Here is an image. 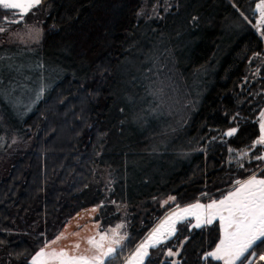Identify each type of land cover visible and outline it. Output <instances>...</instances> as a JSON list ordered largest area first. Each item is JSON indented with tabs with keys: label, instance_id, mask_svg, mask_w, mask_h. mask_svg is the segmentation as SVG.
<instances>
[{
	"label": "trees",
	"instance_id": "trees-1",
	"mask_svg": "<svg viewBox=\"0 0 264 264\" xmlns=\"http://www.w3.org/2000/svg\"><path fill=\"white\" fill-rule=\"evenodd\" d=\"M154 1L41 0L22 18L0 9V28L43 27L38 44L0 45V145L12 134L24 143L0 162V264H32L92 207L102 230L127 224L125 245L105 260L122 264L173 207L221 199L254 173L264 179L255 159L264 147H250L264 108L260 0H170L148 17ZM13 57L35 76L23 106L5 90ZM193 224L178 222L143 264H221L205 259L219 221Z\"/></svg>",
	"mask_w": 264,
	"mask_h": 264
},
{
	"label": "snow or ice",
	"instance_id": "snow-or-ice-1",
	"mask_svg": "<svg viewBox=\"0 0 264 264\" xmlns=\"http://www.w3.org/2000/svg\"><path fill=\"white\" fill-rule=\"evenodd\" d=\"M41 0H0V9L18 10L22 18L32 8L38 6ZM260 10L261 21L264 22V3L257 6ZM16 14V13H13ZM6 18V17H5ZM11 23H19L18 20H11ZM5 29L0 28V32ZM261 119L264 120V114ZM260 131L264 133V123H260ZM232 132L226 135H232ZM255 144L264 145V135L255 141ZM254 147V145L250 146ZM255 159L264 160V155L258 153ZM237 187L226 194L220 200H212L208 204L195 203L173 212L165 218L159 227L154 229L147 239L139 245L135 254L129 261H135L136 264H143V257L147 255L149 247H155L158 243L165 242V239L175 232L174 224L177 218L183 219L188 215L195 217L199 227L201 222L211 224L219 220V228L222 238L216 245L214 251H210L205 259L211 257L216 261H222L223 264H259L264 261V179H258L256 175L240 181H236ZM175 200V197H170ZM167 203V202H166ZM121 226H117L119 228ZM114 236L117 230L113 229ZM107 234L100 237V241L89 240L96 250L92 256L69 255L68 252H46L41 249L36 257L33 258V264H105V260L112 256L115 249L108 246L105 249L104 240ZM55 241H53L54 243ZM119 241L113 240V243ZM79 249V244L74 246ZM259 252V255L257 253ZM173 255L171 251L168 253Z\"/></svg>",
	"mask_w": 264,
	"mask_h": 264
},
{
	"label": "rangeland",
	"instance_id": "rangeland-1",
	"mask_svg": "<svg viewBox=\"0 0 264 264\" xmlns=\"http://www.w3.org/2000/svg\"><path fill=\"white\" fill-rule=\"evenodd\" d=\"M262 3H264V0H260L259 2H257V4L255 5V9H254L255 19H256V28L259 32L262 31V27L264 25V22L261 21L260 10L257 6L262 4ZM171 7H172V1H170V0H163V3L161 0H155L152 4V8L145 7L144 10H146L148 12V17H152L158 9L165 8V10H169ZM154 11H155V13H154ZM6 32H7V35L5 36L3 41H0V45H6V44L11 45V46H14L13 44H19V45H23V46L34 45V44H38L43 37V27H42L41 22H33L30 24H25L21 27H15V28L14 27L11 28V26H8ZM25 68H26L25 62L20 57H18L17 59H14V57H13L11 61L7 60V62L3 66V69H7L9 72L8 74H6L8 76H5L7 79L5 90L8 89L6 94H8V92H10L12 94L11 97L13 99V102L15 104H20V106L21 105L23 106V102L25 101V91L27 90V87H25V85H27L26 83H30L29 81H31V79L35 78L34 74L33 75L26 74L24 71ZM2 83H3L2 78H0V86L2 85ZM2 88H0V90ZM40 91L42 92V90H40ZM40 91L39 92L36 91L34 94H36V96H38ZM43 92H44V90H43ZM14 94L17 97H15ZM6 99H8V98H6ZM191 102H192L191 98L185 97L184 101H181L180 104H181V106L188 108L190 106ZM25 103H27V106H28V100ZM164 111H166L165 107H164ZM262 114H264V108L259 115L260 123H264V120L261 119ZM168 115H170V114H168ZM228 132H232L234 134L236 132V129H231V130L227 131L226 133H228ZM262 135H264V133L261 132L258 139H260V137ZM8 138H9L8 143L3 142L0 145V151L4 150L3 153L0 154V162H4V161L6 162L7 155L9 153H11L15 147L20 146L21 144H24V143H22V139L18 138L16 134H12ZM254 146L264 147V145L255 144V143H254ZM262 155H264V152ZM240 157L245 159L248 157V154L241 155ZM252 175H256V173H254ZM251 176H249L248 178H250ZM248 178H246V179H248ZM257 178L263 179L260 176H257ZM246 179H244V180H246ZM244 180H242V181H244ZM235 187H237L236 183H234L231 186L230 191H228L226 194L231 192ZM212 200L218 201L220 199H210V200L197 199L195 201L186 203L184 205H178V206L180 209H183V208L188 207L189 205H192L195 203H201V204L206 205V204L210 203ZM172 201L173 200H171L169 197L167 199H163L161 201V204L164 206V205H167L168 203H170ZM98 211H99L98 207H92V208L84 210V211L78 213L77 215H75L69 221V223L61 230V232L58 234V236L53 240L55 242L54 243H53V241L50 242L49 244H47L42 249H44L46 252H52V251L60 252L61 250H63V251L68 252L69 255H84V256L90 257V256L96 254V250H95L94 246L92 244H90L88 241L94 240L96 242H99L100 237L107 234L106 239L104 240V246H105V249H107L108 246L113 247L115 249V251L112 255H114L116 253V250L119 247H123L125 245L127 237L129 235L128 226L124 221H120L117 224H115V225H113V226H111L105 230H102V228L100 227V222L95 220V216L98 213ZM175 211H178L177 206H175L172 209H170L169 211H167L164 214V216L161 219H159V221L156 223L154 228L149 232V234L154 229L159 227L167 216H169L170 214H172ZM186 219H193L194 220L193 225H195L197 223L195 217L192 215H188V216H186V218H183V219L177 218L175 221V224H174L175 232H176V226H177L178 222L186 220ZM203 224H205V223L201 222V225H203ZM117 226H121V227L117 228ZM113 229L117 230V235H115V236H114L113 231H112ZM175 232H174V234H175ZM149 234L142 237L140 242H138L137 245L133 248V250L123 259L122 264H129V261L131 260V258L135 254L136 249L139 247V245L141 243H143L147 239ZM174 234L167 237L165 240L172 237ZM221 238H222V233H221ZM114 239L119 241V242L113 243ZM77 244H79V246H80L79 249H76L74 247ZM158 244H160V243H158ZM158 244H156V245H158ZM150 248L151 247H149L147 249V255L149 253ZM147 255L143 257V263H144V260L146 259ZM34 257H36V255ZM31 262L33 264V259ZM220 263L223 264L222 261H220ZM132 264H136V262L132 261Z\"/></svg>",
	"mask_w": 264,
	"mask_h": 264
}]
</instances>
